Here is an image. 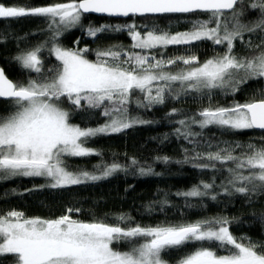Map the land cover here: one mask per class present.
I'll list each match as a JSON object with an SVG mask.
<instances>
[{
  "label": "snow or ice",
  "instance_id": "1",
  "mask_svg": "<svg viewBox=\"0 0 264 264\" xmlns=\"http://www.w3.org/2000/svg\"><path fill=\"white\" fill-rule=\"evenodd\" d=\"M242 3L243 0H67L9 6L0 2V18H44L51 32L49 40L14 57L23 69L37 73V78L16 83L0 69V98L9 100L12 106L7 115L0 114V180L43 177L48 183L42 187L64 188L106 178L122 170V166L113 163L97 175L83 169L70 170L67 158L98 155L86 146L90 138L151 123L128 116V105L137 93L143 97H137V107L149 108L164 104L166 97L174 93L173 98H178L180 92H199L210 99L215 89H229L234 94L240 84L264 78V0H250L248 9L259 15L247 23L241 19L245 9H237ZM91 13L125 18L204 13L208 18L195 19L190 30L176 33L156 29L141 32L135 23L88 25L85 31L89 37L126 29L132 41L127 48L112 45L96 49V59L91 60L86 55L90 51L87 47L66 48L58 40L65 31L83 27L82 19ZM246 33H259V43L245 41ZM200 41L221 45L224 51L202 63L196 55L165 58L158 51ZM237 41L246 43L251 54L236 55ZM49 44L50 55L59 63L45 72L41 53ZM179 65L184 67L170 70ZM175 84H179V92L173 88ZM64 105L71 111L103 108L108 121L96 128H82L70 122L71 111ZM177 112L172 109L169 115ZM178 123L182 127L176 133L189 142L199 135L191 131L193 125L236 132L264 130V93L244 103L204 108ZM239 148L246 150L235 155ZM162 159L168 162V157ZM189 160L199 161L194 166L201 169L216 170L217 163L230 164L220 186L226 195L239 194L251 202L254 196L264 194V144H236L215 152H195L184 162ZM139 171L145 175L152 170L141 167ZM215 186V180L201 182L176 195L200 198L208 196ZM211 199L215 200L216 195ZM79 211L69 207L56 218L26 217L17 210L0 213V259L11 257V264H168L162 254L198 244L178 264H264V243L234 236L230 231L232 221L227 217L125 227L121 224L129 217L121 215L114 224L82 221L72 215ZM259 219L264 221V214ZM120 242H126L128 250L114 247Z\"/></svg>",
  "mask_w": 264,
  "mask_h": 264
},
{
  "label": "trees",
  "instance_id": "2",
  "mask_svg": "<svg viewBox=\"0 0 264 264\" xmlns=\"http://www.w3.org/2000/svg\"><path fill=\"white\" fill-rule=\"evenodd\" d=\"M9 6L38 5L48 2L63 3L67 0H0ZM250 0H243L237 9H245L242 21L255 20L258 13L248 9ZM207 14L162 15L156 17H131L114 19L85 15L83 27L65 31L58 38L66 48H85L89 59L95 60V50L122 45L127 48L131 39L124 31H108L98 34L96 38L86 35L88 25H123L135 23L138 30L156 29L169 33L188 31L195 19H207ZM51 32L49 21L40 17L0 18V68L7 78L16 83H26L29 77L37 78L38 74L23 69L14 59L21 51L31 50L49 40ZM259 33L245 34V41L251 39L253 44L259 43ZM79 41L77 44L76 42ZM50 44L41 53L44 71L58 64L48 51ZM139 51V50H137ZM157 51V50H154ZM165 58L173 56L196 55L202 63L224 51L221 45L211 41L195 42L192 45H170L158 50ZM234 52L238 56H248L251 51L246 43L237 41ZM159 58V57H158ZM183 65L173 66L176 71ZM177 92L179 84L173 85ZM264 93V78L249 80L239 85L234 94L229 89H215L211 98L203 93L180 92L178 98L167 96L164 104L149 108L137 107L136 99H142L137 93L128 105V116L151 123L135 124L120 133L102 134L90 138L87 147L94 149L98 155L85 157H68L69 169L86 170L99 175L101 169L113 163L122 166V170L96 182H86L64 188L42 187L44 180L36 178H17L0 181V213L9 210L21 211L26 217L56 218L65 214L69 207L80 209L74 212V218L82 221L100 220L110 224L118 222L121 215L130 219L121 226H157L168 224L191 223L215 217H227L232 221L230 231L236 237L250 238L252 241L264 243V221L259 216L264 214V194L256 195L252 201L239 194L226 195L221 186L228 176L226 169L230 164L217 163L216 170L201 169L194 164L199 161H185L195 152H215L229 145L264 144V132L255 130L230 131L218 126L201 129L193 125L191 131L198 136L185 139L176 133L182 126L178 123L199 113L207 107H228L239 102L244 103L254 96L259 98ZM68 107L71 111L70 106ZM12 106L10 101L0 100V114L7 115ZM177 109L175 115H169ZM103 108L71 111L70 122L82 128H95L105 124ZM183 130V129H182ZM245 148L236 149L234 154L240 155ZM163 157H168L164 162ZM160 158V159H158ZM135 160L137 163L133 164ZM151 168V173L141 175L139 169ZM215 187L208 196L186 198L176 195L178 192L190 190L201 182L212 183ZM216 195V199H211ZM244 242H247L245 240ZM198 244L184 245L182 248L170 249L162 254L168 264H177L178 260L195 250ZM118 250H128L125 243L115 246ZM0 264H11V257L0 259Z\"/></svg>",
  "mask_w": 264,
  "mask_h": 264
},
{
  "label": "water",
  "instance_id": "3",
  "mask_svg": "<svg viewBox=\"0 0 264 264\" xmlns=\"http://www.w3.org/2000/svg\"><path fill=\"white\" fill-rule=\"evenodd\" d=\"M85 15H91V16H95V17H106V18H114V19H125V17H109L107 15L104 14H95V13H91V14H85ZM167 15H185V14H167ZM156 16H162V15H155V16H150V17H156ZM147 17V16H146ZM1 69V68H0ZM9 79V78H8ZM1 101H9L7 99L4 98H0ZM255 131H261L264 132V130H259V129H253Z\"/></svg>",
  "mask_w": 264,
  "mask_h": 264
},
{
  "label": "rangeland",
  "instance_id": "4",
  "mask_svg": "<svg viewBox=\"0 0 264 264\" xmlns=\"http://www.w3.org/2000/svg\"><path fill=\"white\" fill-rule=\"evenodd\" d=\"M104 125V124H103ZM102 126V125H101ZM99 127V126H98ZM96 128V127H95ZM20 177H22V178H36V179H42V180H44L45 182H44V185L45 184H47L48 183V181L45 179V178H43V177H24V176H17V177H13V178H10V179H7V180H0V181H9V180H13V179H17V178H20ZM101 180V179H100ZM97 181H99V180H97ZM89 182H96V181H89ZM126 242H120V243H116V244H114V247L115 246H119V245H121V244H125ZM121 251H126V250H121ZM178 264V263H177Z\"/></svg>",
  "mask_w": 264,
  "mask_h": 264
}]
</instances>
